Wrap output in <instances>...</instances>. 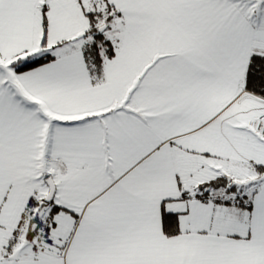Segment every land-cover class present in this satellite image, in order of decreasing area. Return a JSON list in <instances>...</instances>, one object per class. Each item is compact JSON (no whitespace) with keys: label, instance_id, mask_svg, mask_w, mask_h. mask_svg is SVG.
<instances>
[{"label":"snow or ice","instance_id":"snow-or-ice-1","mask_svg":"<svg viewBox=\"0 0 264 264\" xmlns=\"http://www.w3.org/2000/svg\"><path fill=\"white\" fill-rule=\"evenodd\" d=\"M0 264H264V0H0Z\"/></svg>","mask_w":264,"mask_h":264}]
</instances>
